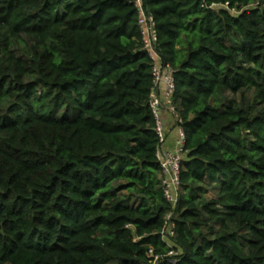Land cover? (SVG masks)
<instances>
[{
	"label": "trees",
	"instance_id": "1",
	"mask_svg": "<svg viewBox=\"0 0 264 264\" xmlns=\"http://www.w3.org/2000/svg\"><path fill=\"white\" fill-rule=\"evenodd\" d=\"M142 1L186 137L172 249L134 0H0V264H264V0Z\"/></svg>",
	"mask_w": 264,
	"mask_h": 264
},
{
	"label": "built area",
	"instance_id": "2",
	"mask_svg": "<svg viewBox=\"0 0 264 264\" xmlns=\"http://www.w3.org/2000/svg\"><path fill=\"white\" fill-rule=\"evenodd\" d=\"M138 10V26L141 32L143 49L147 52L152 60V82L153 87L150 93V108L155 119V131L158 138L157 160L161 169V189L164 200L169 204L168 211L163 218V227L160 231L162 241L172 249V240L175 237V224L173 221V212L179 202V185L181 161L184 156L185 133L177 127V138L174 148L171 150L164 149L166 142V134L163 122L160 119L159 110L162 105L167 103V110L177 123L178 115L175 106L172 103V97L175 91V82L172 68L169 64L162 61V57L157 51V30L153 16L146 12L143 7L142 0H134ZM176 253L171 250L168 255L172 256ZM152 256V251H149ZM158 257H154L152 264L156 263Z\"/></svg>",
	"mask_w": 264,
	"mask_h": 264
},
{
	"label": "rangeland",
	"instance_id": "3",
	"mask_svg": "<svg viewBox=\"0 0 264 264\" xmlns=\"http://www.w3.org/2000/svg\"><path fill=\"white\" fill-rule=\"evenodd\" d=\"M167 108H168L167 103L164 102L162 108L159 110V114H160V119L164 125L166 139L169 141L170 145H172V147L169 148V150H171L172 148H174L175 140L177 138V127L175 124L176 122L173 120V117L170 114V112L167 110Z\"/></svg>",
	"mask_w": 264,
	"mask_h": 264
},
{
	"label": "crops",
	"instance_id": "4",
	"mask_svg": "<svg viewBox=\"0 0 264 264\" xmlns=\"http://www.w3.org/2000/svg\"><path fill=\"white\" fill-rule=\"evenodd\" d=\"M175 124H176V123H175ZM176 127H177V126H176ZM166 141H167V142H165L166 145H165V143H164L165 146H163V148H164V149H169V148H171L172 145H170V143H169V141H168L167 139H166Z\"/></svg>",
	"mask_w": 264,
	"mask_h": 264
}]
</instances>
